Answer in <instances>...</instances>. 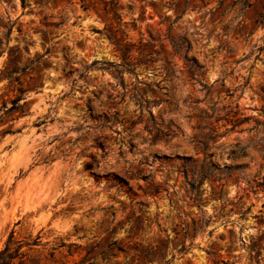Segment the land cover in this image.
<instances>
[{"label": "rangeland", "instance_id": "obj_1", "mask_svg": "<svg viewBox=\"0 0 264 264\" xmlns=\"http://www.w3.org/2000/svg\"><path fill=\"white\" fill-rule=\"evenodd\" d=\"M108 1L0 0V249L13 232L38 241L15 264H264V190L248 183L264 152L232 154L264 129L229 122L262 117L264 0ZM115 42L134 73L103 63L122 62ZM210 107L220 136L201 151ZM203 158L221 179L204 180L199 208L185 163Z\"/></svg>", "mask_w": 264, "mask_h": 264}, {"label": "trees", "instance_id": "obj_2", "mask_svg": "<svg viewBox=\"0 0 264 264\" xmlns=\"http://www.w3.org/2000/svg\"><path fill=\"white\" fill-rule=\"evenodd\" d=\"M116 3H117V0H109L108 1V4H110V6L112 8H114V5ZM238 4H240L241 7H246L249 5V0H239ZM113 10H114L115 17L120 18L119 13H117L115 9H113ZM167 17L168 16H165L164 19H167ZM179 18H180V15L176 16L169 23L168 29H169L170 33H171L172 26L178 21ZM256 22L258 25L264 23V5H263V12L259 15V18L256 20ZM110 40H112L111 37H110ZM169 41L171 43V46H172L174 53L179 54L183 51L186 52L190 48V45L186 42V40L181 38V37H175V36L169 35ZM147 43L148 42H146L144 45L146 46ZM115 45L122 52V62L118 63V64H112L110 62H103V63L115 66V70L117 71V73L119 75H121L123 71H127L129 73H134V67L137 66V63L133 62L130 58V52L132 51L131 47L126 45V44L121 45L119 42H115ZM189 61H190L189 62L190 74H191L193 79H196L195 76L201 75V73H200L201 66H199L197 64V61L195 60V58H191V59H189ZM26 68H28L27 65L24 67H21L20 69H14V70L6 73L5 77L19 83L18 78L15 77V74L25 70ZM197 82H200L202 85V88L200 89L201 91L206 90L207 93L210 91L211 86H208L206 83H203L200 80H198ZM121 84L124 85L123 80H121ZM145 91H146V89H144V88L139 89V87H137V85H136L134 87V93H135L134 96L136 98H139V97L142 98L143 97L142 93ZM20 92H22V91L20 90ZM20 99H21V97L17 96L14 99V103H17ZM145 102L148 104L150 103L147 100H145ZM137 103L140 106L141 100L137 99ZM209 109H210V111H212L210 114H208L206 110H202L200 112V114L197 116L199 118V121L201 123H203V124H200L198 126L199 133L197 134V137L199 139L196 140L197 144L200 145L201 151L207 150L209 148V141L213 140L217 136H220V134H218L216 132V129L214 127L208 126L209 123L207 121L214 116V113H213L214 107H210ZM9 110H10V108H7V106L4 105L3 114H5ZM149 115H150V119L154 123H156L155 117L150 110H149ZM261 116L262 117L249 116V115H246L244 113H239L238 111H235L232 115V118L229 120V122L231 123V128L234 129V128L239 127L242 124H245V123L252 121L253 122L252 126L246 127L244 129H240L239 131L247 130V131H255L258 133L259 128L264 129V109L263 108L261 109ZM1 119H4V116H2ZM203 129H207L208 131L206 133H203V131H202ZM160 133H163L164 135L167 134V132H162V130L157 129L156 136H159ZM261 134H262V136H260L258 139L251 140V142L246 143V144H242V145L238 146L237 148H235L232 151V154L233 155H240V156L246 155L248 153V150L250 147H254V150L258 151L259 153H263L264 152V131ZM200 138H203V139H200ZM257 145H260V147L257 148L256 147ZM187 160H189V159H187ZM185 166L191 171L192 178H193L189 182L190 190L192 192V198H193L195 204L199 208H201V204L204 201V198H203L204 189H202V184H203L204 180L208 179V180H212V181H218L221 179L220 177H215V170L217 167L214 164L207 162L206 158H203L199 164L186 161ZM241 168L242 167L240 165L235 167L236 170L241 169ZM225 170L226 171L228 170L227 166H225ZM226 176H228V174ZM121 181H123V180H121ZM248 183L252 187H257L258 189L264 190V175L260 176V177L255 175L253 182L248 181ZM221 185L223 186V184H221ZM222 190H223V188L219 187L220 193H222ZM200 221H201V223H206L209 220L208 219L203 220V218H201ZM37 242L38 241H36V240L33 242H23L22 240L14 239L13 232H11V234L7 238L4 246L2 247V249H0V264H15L16 260H21L25 256L26 250L24 249V247L33 246V245L37 244Z\"/></svg>", "mask_w": 264, "mask_h": 264}]
</instances>
